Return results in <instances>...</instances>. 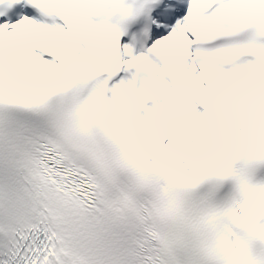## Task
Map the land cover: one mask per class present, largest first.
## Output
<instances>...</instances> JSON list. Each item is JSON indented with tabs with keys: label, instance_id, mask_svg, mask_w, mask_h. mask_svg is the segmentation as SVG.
Instances as JSON below:
<instances>
[{
	"label": "snow or ice",
	"instance_id": "obj_1",
	"mask_svg": "<svg viewBox=\"0 0 264 264\" xmlns=\"http://www.w3.org/2000/svg\"><path fill=\"white\" fill-rule=\"evenodd\" d=\"M0 264H264V0H0Z\"/></svg>",
	"mask_w": 264,
	"mask_h": 264
}]
</instances>
